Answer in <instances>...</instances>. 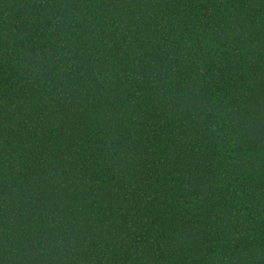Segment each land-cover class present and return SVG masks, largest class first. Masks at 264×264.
Segmentation results:
<instances>
[{"label":"trees","instance_id":"trees-1","mask_svg":"<svg viewBox=\"0 0 264 264\" xmlns=\"http://www.w3.org/2000/svg\"><path fill=\"white\" fill-rule=\"evenodd\" d=\"M0 264H264V0H0Z\"/></svg>","mask_w":264,"mask_h":264}]
</instances>
